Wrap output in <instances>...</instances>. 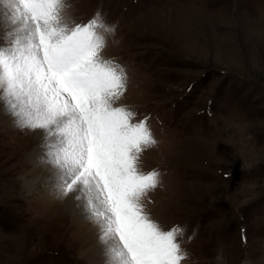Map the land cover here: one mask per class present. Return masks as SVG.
<instances>
[{"label": "rangeland", "instance_id": "rangeland-1", "mask_svg": "<svg viewBox=\"0 0 264 264\" xmlns=\"http://www.w3.org/2000/svg\"><path fill=\"white\" fill-rule=\"evenodd\" d=\"M64 3L69 27L97 11L116 26L102 55L130 83L115 106L165 124L141 155L162 174L144 203L163 229L184 226L182 264H264V0ZM37 134L0 105V264H103L84 200L57 197Z\"/></svg>", "mask_w": 264, "mask_h": 264}, {"label": "snow or ice", "instance_id": "snow-or-ice-1", "mask_svg": "<svg viewBox=\"0 0 264 264\" xmlns=\"http://www.w3.org/2000/svg\"><path fill=\"white\" fill-rule=\"evenodd\" d=\"M64 0H0V105L15 127L43 134L58 198L84 200L97 228L103 264H182L188 253L177 224L165 230L144 199L161 184L141 155L157 143L148 119L115 106L127 74L102 55L116 26L97 11L69 27ZM227 175V174H225Z\"/></svg>", "mask_w": 264, "mask_h": 264}, {"label": "bare ground", "instance_id": "bare-ground-1", "mask_svg": "<svg viewBox=\"0 0 264 264\" xmlns=\"http://www.w3.org/2000/svg\"><path fill=\"white\" fill-rule=\"evenodd\" d=\"M6 125H8V124H6ZM11 126V125H10ZM38 131V136H42V132L41 131H39V130H37ZM41 167V166H40ZM36 168H38V167H36ZM31 170V169H30ZM32 171V170H31ZM35 171H36V169H35ZM41 172V171H40ZM42 174V173H41ZM82 226H83V229H87L88 227H89V224L88 223H83L82 224ZM93 228H94V232H93V234H92V237L93 236H95V235H97V228H96V225L93 223ZM82 232H83V242L84 243H92V239H91V237L86 233V231H84V230H82ZM83 250H85V249H83ZM98 251L101 253L100 255H102L103 256V253H102V251H101V245H100V243H99V247H98ZM92 253V254H91ZM83 254H87V255H90V257L91 258H94V256H98L99 254H98V252L96 251V249L94 248V246L91 244L89 247H88V251L87 250H85V252L83 253ZM94 255V256H93ZM87 257V256H86ZM88 258V257H87ZM101 260H102V262H103V260H104V256H103V258H100Z\"/></svg>", "mask_w": 264, "mask_h": 264}]
</instances>
